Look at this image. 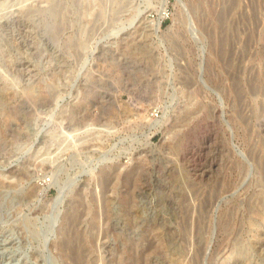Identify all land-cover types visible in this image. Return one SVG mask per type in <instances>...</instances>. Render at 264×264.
<instances>
[{
  "label": "rangeland",
  "instance_id": "374dc122",
  "mask_svg": "<svg viewBox=\"0 0 264 264\" xmlns=\"http://www.w3.org/2000/svg\"><path fill=\"white\" fill-rule=\"evenodd\" d=\"M81 262L264 264V0H0V264Z\"/></svg>",
  "mask_w": 264,
  "mask_h": 264
},
{
  "label": "bare ground",
  "instance_id": "6f19581e",
  "mask_svg": "<svg viewBox=\"0 0 264 264\" xmlns=\"http://www.w3.org/2000/svg\"><path fill=\"white\" fill-rule=\"evenodd\" d=\"M152 126L153 125H155V126H157L158 125V121H155V122H153V124H151ZM102 157V156H101ZM103 159L104 158H109V157H107L106 155H103V157H102ZM110 159V158H109ZM83 171H85V170H83ZM82 172V171H81ZM68 179V178H67ZM61 193H59L58 195H57V197L60 195ZM61 198H62V195H61ZM56 200H59L58 198L56 199ZM55 200V201H56ZM59 202V201H58ZM57 215V214H56ZM187 219V218H186ZM71 220V219H70ZM55 222V217L53 216V217H51V220H50V223H49V225H50V229H53V227H54V223ZM189 223V222H188ZM187 223V224H188ZM56 229H58L57 227H56ZM184 230H186V229H184ZM188 230H189V228H188ZM33 232V234L32 235H34L35 237H38L39 235H40V233H39V231L37 230V229H33L32 230ZM51 231H53V230H51ZM57 232V231H56ZM70 232V231H69ZM196 232V231H195ZM45 235V234H44ZM46 236V235H45ZM44 237V236H43ZM48 238V237H47ZM51 238V237H50ZM49 238V239H50ZM46 242V241H45ZM200 244V243H199ZM77 251V250H76ZM87 255V254H86ZM76 259V258H75ZM79 262V261H78ZM195 262V261H194ZM79 264H82V262L81 263H79ZM84 264V263H83Z\"/></svg>",
  "mask_w": 264,
  "mask_h": 264
},
{
  "label": "water",
  "instance_id": "95a60500",
  "mask_svg": "<svg viewBox=\"0 0 264 264\" xmlns=\"http://www.w3.org/2000/svg\"><path fill=\"white\" fill-rule=\"evenodd\" d=\"M58 193H61L60 195H63V192L60 191V187H59V189H58Z\"/></svg>",
  "mask_w": 264,
  "mask_h": 264
},
{
  "label": "built area",
  "instance_id": "2783aa9c",
  "mask_svg": "<svg viewBox=\"0 0 264 264\" xmlns=\"http://www.w3.org/2000/svg\"><path fill=\"white\" fill-rule=\"evenodd\" d=\"M168 15V14H167Z\"/></svg>",
  "mask_w": 264,
  "mask_h": 264
}]
</instances>
